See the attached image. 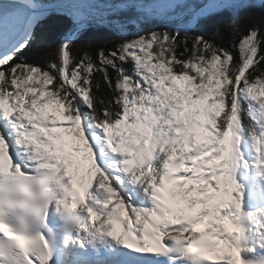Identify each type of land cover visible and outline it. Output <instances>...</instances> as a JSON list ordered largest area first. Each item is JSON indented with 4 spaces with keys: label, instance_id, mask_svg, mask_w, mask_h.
<instances>
[{
    "label": "snow or ice",
    "instance_id": "snow-or-ice-1",
    "mask_svg": "<svg viewBox=\"0 0 264 264\" xmlns=\"http://www.w3.org/2000/svg\"><path fill=\"white\" fill-rule=\"evenodd\" d=\"M255 6L0 0V264H264ZM53 14L56 58L29 62Z\"/></svg>",
    "mask_w": 264,
    "mask_h": 264
},
{
    "label": "trees",
    "instance_id": "trees-1",
    "mask_svg": "<svg viewBox=\"0 0 264 264\" xmlns=\"http://www.w3.org/2000/svg\"><path fill=\"white\" fill-rule=\"evenodd\" d=\"M257 14V15H252ZM228 13H224L220 17H215L210 21L206 22L207 26H211L213 23L217 22L220 19H228ZM242 17H247L249 23H260L264 24V6H255L250 7L244 10L241 13ZM69 25V21L60 15H51L47 19L41 22L38 32L41 36V40L38 44L34 45L32 50L28 52L27 58L29 62L32 63H39L41 65L46 64L49 60H53L56 58V54L53 51L54 46L58 45L60 42V37L66 28ZM157 27H163L162 25H144L145 31L153 30ZM113 35L112 32L108 31L105 28H92L89 29L84 35L81 37V41L77 42V47H80V44L84 40H93V41H100L101 45L104 46L107 44L109 38ZM239 37H237V40ZM227 47L228 45L225 43L224 45ZM88 50V49H82ZM89 54L92 55L94 58L97 55V50L95 48L88 50ZM101 83L102 81V77Z\"/></svg>",
    "mask_w": 264,
    "mask_h": 264
}]
</instances>
